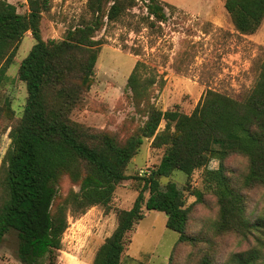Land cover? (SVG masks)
Listing matches in <instances>:
<instances>
[{"label":"trees","instance_id":"1","mask_svg":"<svg viewBox=\"0 0 264 264\" xmlns=\"http://www.w3.org/2000/svg\"><path fill=\"white\" fill-rule=\"evenodd\" d=\"M53 3L28 0V10L20 13L0 0V87L24 37L30 32L36 41L18 70L28 92L23 113L17 115L11 100L0 104V135L9 131L11 140L0 165V248L11 240L20 264H58L69 216L100 206L116 214L117 226L92 264H122L130 233L151 211L165 213L167 228L179 234L169 264L186 246L190 264H264V205L255 212L251 194L264 189V59L255 64L257 77L245 95L209 89L190 114L180 105L163 110L155 103V90L166 80L138 61L128 87L140 119H126L120 133L94 128L72 115L85 106L95 83L104 44L98 35L138 6L147 11V27L160 29L169 20L166 8L174 6L161 0H88L76 26L61 39L45 40L42 22ZM225 9L240 35H254L264 22V0H226ZM146 140L163 151L161 161L149 176H131L130 164ZM236 156L247 163L239 178L228 164ZM200 169L216 200L212 236L189 231L197 223L185 196L190 182L185 190L173 181L162 184L175 171L190 180ZM129 179L140 182L133 206L114 208L117 187ZM194 195L204 202L203 192ZM230 237L249 246L220 260Z\"/></svg>","mask_w":264,"mask_h":264},{"label":"rangeland","instance_id":"2","mask_svg":"<svg viewBox=\"0 0 264 264\" xmlns=\"http://www.w3.org/2000/svg\"><path fill=\"white\" fill-rule=\"evenodd\" d=\"M7 1L15 4L20 13L28 10V0ZM87 1L54 0L52 10L44 15L43 38H63L67 30L76 26L85 15ZM161 1L174 6V9H166L169 20L160 29L147 27L143 22L147 11L138 6L121 22L109 25L98 35L97 38H103L104 44L96 65L95 83L85 106L74 111V120L118 133L126 119L135 116L139 120L140 116L130 102L128 87L129 76L138 61L146 62L160 76H164L165 86L162 89L157 87L154 99L163 110L180 105L190 114L209 89L240 98L254 86L257 77L254 66L264 59V22L254 35H240L225 9L226 0ZM35 43L29 32L0 87V104L11 100L17 115L23 113L28 97L26 84L19 79L18 70L20 62L27 57ZM164 126L165 123L161 128ZM8 132L0 135V165L11 142ZM162 156L163 151L153 149L151 141L146 140L130 164L128 174L149 176L159 165ZM228 164L235 170L237 178L247 165L238 156L229 159ZM203 172V169L195 171L189 180L184 172L175 171L171 177L162 179V184L165 186L173 181L185 190L187 181L190 182L191 187L185 190V196L187 205L194 208L193 216L197 223L193 222L189 231L212 236L208 231L217 217V206L215 197L205 187ZM139 184L133 179L121 183L112 206L131 208L138 196ZM68 186L69 183L64 184L65 188ZM194 191L203 192V203L197 201ZM251 194L253 208L257 212L264 205V189L252 191ZM166 222L165 213L148 212L146 218L130 233L131 244L122 264H169L179 234L168 229ZM116 226V214L113 211L106 214L100 206L78 217L70 215L58 264H92L96 250ZM9 244L14 243L7 241L0 248V264H20ZM248 246V242L239 244L230 237L222 249L220 260L230 251ZM190 248L186 246L180 250L177 261L172 263L190 264Z\"/></svg>","mask_w":264,"mask_h":264},{"label":"crops","instance_id":"3","mask_svg":"<svg viewBox=\"0 0 264 264\" xmlns=\"http://www.w3.org/2000/svg\"><path fill=\"white\" fill-rule=\"evenodd\" d=\"M167 9V8H166ZM167 12V11H166ZM164 24V23H163ZM162 25V24H161Z\"/></svg>","mask_w":264,"mask_h":264}]
</instances>
